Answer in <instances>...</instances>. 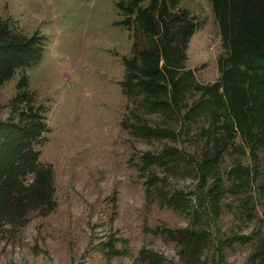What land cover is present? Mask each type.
I'll return each mask as SVG.
<instances>
[{
    "label": "trees",
    "instance_id": "obj_1",
    "mask_svg": "<svg viewBox=\"0 0 264 264\" xmlns=\"http://www.w3.org/2000/svg\"><path fill=\"white\" fill-rule=\"evenodd\" d=\"M207 1L218 24L222 51L217 57L218 77L205 84L186 67V50L198 25L179 7V0L118 4L132 38L131 55L122 57L124 95L139 112L186 125L176 133L137 118L129 126L132 132L145 140L175 139L194 125L201 141L197 153L171 145L144 152L138 169L146 178V201L188 218L185 227L163 224L154 229L176 246L178 264H222L225 247L248 243L253 247L243 264H264L259 231L245 234L235 228L222 234L219 226L225 212L239 224L251 221L255 218L251 192L264 196L259 168L264 150V0ZM43 51L42 34H23L0 18V86L18 73L9 114L0 119V230L21 229L32 216H45L56 207L54 170L40 160L39 149L48 131V107L30 88L27 73ZM192 92L200 95L188 104L185 100ZM226 155L231 162L222 168ZM169 177L196 182L193 190L184 192L169 187ZM259 222L264 224V206ZM101 248L106 255L118 254L108 243ZM209 249L213 250L210 259H202ZM137 262L167 264L162 254L145 246L138 250Z\"/></svg>",
    "mask_w": 264,
    "mask_h": 264
},
{
    "label": "rangeland",
    "instance_id": "obj_2",
    "mask_svg": "<svg viewBox=\"0 0 264 264\" xmlns=\"http://www.w3.org/2000/svg\"><path fill=\"white\" fill-rule=\"evenodd\" d=\"M126 0H0V18L23 34L38 31L44 38L40 61L27 69L30 88L48 107V131L40 146V160L52 165L55 176V209L34 215L21 229L0 230V264H138L137 252L145 246L162 254L167 264H178L173 243L156 235L155 227H185L188 218L146 201L145 177L138 169L139 156L160 151L165 145L197 153L198 127L184 137L145 140L131 123L137 118L150 126L179 133V120L166 121L158 114L139 112L124 95L120 82L122 57L131 55V29L118 6ZM148 1H146L147 4ZM198 27L186 50V67L199 83L216 80L221 53L218 24L207 0H179ZM18 73L0 86V119L9 114L8 101L15 92ZM192 92L191 104L199 98ZM245 163L248 158L243 157ZM226 155L222 168L230 165ZM264 181V150L259 154ZM193 178L169 177V187L193 190ZM255 218L239 224L231 213L222 214V234L238 228L259 231L264 196L251 192ZM239 225V226H238ZM115 247L111 256L102 244ZM252 244L224 248L222 264H243ZM212 249L202 257L210 259ZM209 263H211L209 261Z\"/></svg>",
    "mask_w": 264,
    "mask_h": 264
}]
</instances>
